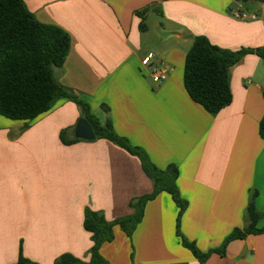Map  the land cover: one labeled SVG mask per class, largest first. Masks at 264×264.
I'll use <instances>...</instances> for the list:
<instances>
[{
    "label": "crops",
    "instance_id": "obj_1",
    "mask_svg": "<svg viewBox=\"0 0 264 264\" xmlns=\"http://www.w3.org/2000/svg\"><path fill=\"white\" fill-rule=\"evenodd\" d=\"M23 2L39 22L70 35L66 62L55 70L58 81L80 94L101 123L110 119L116 134L145 151L157 168H178L176 184L188 203L180 233L208 258L201 262L183 246L179 209L165 192L146 204L132 237L114 227V240L100 255L109 264H264V234L224 247L247 226L254 191L264 213V61L248 53L231 68L233 100L215 116L184 86L195 37L232 52L264 47V2L243 4L255 21L232 17L235 0ZM148 53L169 74L165 83L154 84L142 67ZM79 120L78 106L68 100L28 128L0 116V264H17L21 251L35 264H55L65 254L88 263L94 243L84 228L86 209L112 222L134 214L132 199L154 192L140 160L111 142L64 145L61 132L75 133Z\"/></svg>",
    "mask_w": 264,
    "mask_h": 264
},
{
    "label": "trees",
    "instance_id": "obj_2",
    "mask_svg": "<svg viewBox=\"0 0 264 264\" xmlns=\"http://www.w3.org/2000/svg\"><path fill=\"white\" fill-rule=\"evenodd\" d=\"M235 1L246 4L252 0ZM149 11L147 8L138 14L145 18ZM140 29H147L143 22ZM70 48V35L57 26L39 22L23 0H0V116L13 122H24L28 128L31 122L52 110L58 101L68 100L78 106L80 118L93 127L97 140H107L140 160L144 173L154 184V192L132 199L130 207L134 214L112 222L107 221L102 213L86 209L84 228L92 234L94 243L90 261L86 263L65 254L55 264H109L100 255V248L114 240V227L119 226L132 237L144 217L146 204L163 192L172 197L179 209L177 235L183 246L199 261L204 262L208 255L200 253L180 233L181 217L188 203L178 191V168L175 165H170L165 170L157 168L145 151L132 146L128 139L116 134L110 119L101 123L80 94L58 81L55 70L63 69ZM248 53H254L264 61V47L232 52L211 44L206 37H195L186 55L184 72V86L190 98L212 116L231 105L233 97L230 70ZM102 110L109 114L107 106H102ZM259 134L264 141V117L260 122ZM60 139L64 145L80 141L74 137L73 128L63 130ZM257 196V191L250 196L246 210L247 226L242 230L236 229L226 240L224 247L236 239L264 234V226L258 227L264 213L256 207ZM224 247L217 252L223 253ZM17 264L35 263L25 258L21 251Z\"/></svg>",
    "mask_w": 264,
    "mask_h": 264
},
{
    "label": "built area",
    "instance_id": "obj_3",
    "mask_svg": "<svg viewBox=\"0 0 264 264\" xmlns=\"http://www.w3.org/2000/svg\"><path fill=\"white\" fill-rule=\"evenodd\" d=\"M237 10L231 13L232 17L243 21H255L258 19L256 14H250L243 8V4L237 2ZM142 67L150 70L151 78L154 84L160 85L169 79V74L155 64V55L148 53L142 60Z\"/></svg>",
    "mask_w": 264,
    "mask_h": 264
},
{
    "label": "water",
    "instance_id": "obj_4",
    "mask_svg": "<svg viewBox=\"0 0 264 264\" xmlns=\"http://www.w3.org/2000/svg\"><path fill=\"white\" fill-rule=\"evenodd\" d=\"M258 2H264V0H254ZM75 138L85 141H93L96 139L93 127L84 119H80L75 128Z\"/></svg>",
    "mask_w": 264,
    "mask_h": 264
},
{
    "label": "rangeland",
    "instance_id": "obj_5",
    "mask_svg": "<svg viewBox=\"0 0 264 264\" xmlns=\"http://www.w3.org/2000/svg\"><path fill=\"white\" fill-rule=\"evenodd\" d=\"M263 71H264V65H263ZM81 119V118H80ZM74 137H75V135H74Z\"/></svg>",
    "mask_w": 264,
    "mask_h": 264
}]
</instances>
